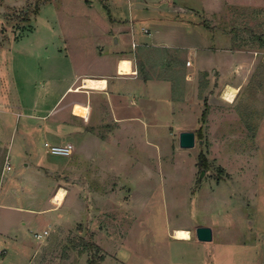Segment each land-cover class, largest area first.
Instances as JSON below:
<instances>
[{
  "label": "rangeland",
  "instance_id": "rangeland-1",
  "mask_svg": "<svg viewBox=\"0 0 264 264\" xmlns=\"http://www.w3.org/2000/svg\"><path fill=\"white\" fill-rule=\"evenodd\" d=\"M127 1L0 0V101L20 96L29 104L35 80L65 71L70 49L81 66L89 58L80 51L90 50L97 38L84 19L108 20L117 13L128 18L127 9L115 6ZM228 15L217 27L232 32L229 42L214 43L212 32L208 36L203 28L207 19L201 25L204 44L237 52L216 50L209 59L194 51L192 69L211 68L213 76L205 79L203 71L195 72L201 85L195 88L194 105L183 112L176 104L174 116L165 119L168 124L154 122L146 142L137 138L114 152L101 140L86 145L100 164L112 157L122 160L117 182L94 180L70 188L68 173L63 174L67 158L50 153L53 143H46L42 128L27 124L23 141V120L16 112L5 114L10 117L8 129L0 132V264H264V8L234 7ZM142 21H134L139 55L148 51L141 40L149 42ZM229 54L234 61L240 58L232 67ZM225 82L238 84L231 102L223 95ZM184 128L195 132L191 148L178 146ZM6 153L12 169L4 175ZM129 153L136 163L127 161ZM57 183L70 190L63 206L49 200ZM56 218L61 220L54 225ZM198 226L212 229L211 241L196 238ZM177 228L190 230L191 238H174ZM44 229L47 234L36 238L34 233ZM85 241L92 246L79 254Z\"/></svg>",
  "mask_w": 264,
  "mask_h": 264
},
{
  "label": "crops",
  "instance_id": "crops-1",
  "mask_svg": "<svg viewBox=\"0 0 264 264\" xmlns=\"http://www.w3.org/2000/svg\"><path fill=\"white\" fill-rule=\"evenodd\" d=\"M115 6L119 11L127 9L128 18L117 13L115 16H109L108 20L84 19L87 29L88 25L93 26L97 38L90 50L80 51L83 58H89L86 61L82 60L81 66L74 61V53L70 49L65 55L69 60L64 65L65 71L61 73L52 71L48 76L35 80L36 87L33 88L34 94L29 104L21 100L20 96L11 102L0 101L2 106L10 107V109L3 110L2 107L0 109V132L2 127L8 129L6 118L10 115L6 117L5 114L15 115L16 112V116L20 117L19 120H23V141H26L27 137L25 136L27 124L34 123L42 128L46 143L72 145L73 151L66 156L67 165L63 169V174L65 171L68 173L66 184L71 186L70 188L81 184H94V180L97 184H103L104 179L119 181L120 169L123 166L119 163L122 160L115 162L112 157L104 164H100L102 160L99 156L88 155L86 145L90 141L100 143L101 140L106 142L107 146L110 144L112 147L110 151L114 152L115 147L118 150L124 148L127 142L129 145L134 141L137 143V138H143L146 142L145 138L154 131L152 129L154 122H162L166 126L168 123L165 119L170 120L174 116L176 104L180 106L181 111L194 105L195 88L201 85L200 82L198 85L196 82L200 72L203 71L202 76L205 79L213 78L209 72L211 68L198 71L192 69L191 60L196 55L195 50L201 51L204 55L207 53L206 58L209 59H213L211 54L216 50L224 53L237 52L228 48L220 49L215 44H204L207 39L204 30L209 31L208 36L212 32L214 43L229 42L232 32L225 33L217 27L222 20L228 19L229 11L234 7H251L260 10L264 8L261 0H187L186 3L182 0H163L161 4L149 3L147 0H128L126 4L116 2ZM222 14L224 17H221ZM136 18L143 20L144 26L141 30L147 33L149 41L147 43L140 39L141 45L148 50L147 53L140 54L141 56L136 48L139 45L136 40L139 29L134 26ZM204 19H207V24L204 23ZM202 23L204 30L200 31ZM155 49H162L159 57L154 55ZM2 51L3 47L0 43V55ZM87 53L90 55H86ZM226 56L231 57L230 67L240 60L239 58L234 61L230 54ZM157 57L159 59L155 62ZM203 57L202 64H204ZM123 59L130 61V73L120 72V62ZM195 72L198 73L196 77ZM219 74H223V70ZM86 78L101 79L104 85L102 88L83 87ZM2 85L0 78V86ZM227 85L238 87V84L225 82L223 95L226 90L224 86ZM76 105L86 107L88 116L78 114L75 111ZM197 107L199 109V106ZM186 129L188 128L182 131ZM178 146L180 147L179 138ZM25 152L28 153L27 150ZM6 155L8 156V153ZM8 158L10 161L9 156ZM88 158L90 164H87ZM133 158L135 159L134 155L129 153L127 161H134ZM84 162L89 166L81 167V163ZM24 166L28 168L29 163L25 162ZM6 172L8 171H2V174L5 175ZM55 187L49 200L52 201V196L58 189L64 188L66 190L64 204L70 190L60 183ZM13 192L16 193V190ZM113 194L110 192V197ZM53 205L55 206L54 203ZM54 206L53 209H57ZM60 220L56 218L54 225ZM23 248L26 249L25 244ZM124 263L129 264V262Z\"/></svg>",
  "mask_w": 264,
  "mask_h": 264
},
{
  "label": "bare ground",
  "instance_id": "bare-ground-1",
  "mask_svg": "<svg viewBox=\"0 0 264 264\" xmlns=\"http://www.w3.org/2000/svg\"><path fill=\"white\" fill-rule=\"evenodd\" d=\"M130 70H131L130 61L127 59H123L120 62V72L130 73L131 72ZM83 85H84L83 87H87V88H90V87H96V88L101 87L102 88V86L104 85V81L101 79L86 78L83 82ZM225 89H226L224 92L225 99L230 101V102L233 101L236 93L238 92V88L231 87V86L227 85L225 87ZM75 111L78 114H80L81 116H88L87 115L88 110L86 107L76 105ZM65 195H66V190H64V188L58 189L55 192V194H53V196H52L53 203L56 204L57 206H61V204L64 201ZM172 235L174 238H177L179 240L180 239L181 240H184V239L187 240V239L191 238L190 230L183 229V228H177V229L173 230Z\"/></svg>",
  "mask_w": 264,
  "mask_h": 264
},
{
  "label": "water",
  "instance_id": "water-1",
  "mask_svg": "<svg viewBox=\"0 0 264 264\" xmlns=\"http://www.w3.org/2000/svg\"><path fill=\"white\" fill-rule=\"evenodd\" d=\"M179 145L182 148H191L195 145V134L193 131L184 130L179 133ZM196 238L200 241L212 240V229L209 226H198L195 229Z\"/></svg>",
  "mask_w": 264,
  "mask_h": 264
},
{
  "label": "built area",
  "instance_id": "built-area-1",
  "mask_svg": "<svg viewBox=\"0 0 264 264\" xmlns=\"http://www.w3.org/2000/svg\"><path fill=\"white\" fill-rule=\"evenodd\" d=\"M145 31L147 30L145 29ZM49 151L50 153L55 154V155L68 156L72 153L73 148L71 144H64V145L51 144L49 146ZM10 169H11V164H10L8 156L6 155L3 160L2 171H9ZM45 234H47L46 230H44L42 233H34L36 238H41Z\"/></svg>",
  "mask_w": 264,
  "mask_h": 264
},
{
  "label": "trees",
  "instance_id": "trees-1",
  "mask_svg": "<svg viewBox=\"0 0 264 264\" xmlns=\"http://www.w3.org/2000/svg\"><path fill=\"white\" fill-rule=\"evenodd\" d=\"M199 157H200V161L202 162V164L204 165V167H207V163H206V160H205L206 158L203 155V153H200ZM91 246H92V243L90 241H85L82 244V247L80 248V250L78 251L79 254H81L83 251L90 250ZM94 263H95L94 260H90L87 264H94Z\"/></svg>",
  "mask_w": 264,
  "mask_h": 264
}]
</instances>
